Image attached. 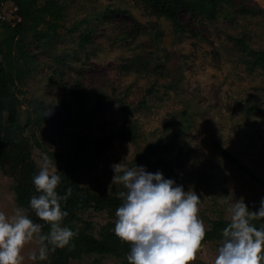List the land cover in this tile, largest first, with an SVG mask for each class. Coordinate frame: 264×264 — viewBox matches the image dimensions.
<instances>
[{
    "label": "rangeland",
    "instance_id": "374dc122",
    "mask_svg": "<svg viewBox=\"0 0 264 264\" xmlns=\"http://www.w3.org/2000/svg\"><path fill=\"white\" fill-rule=\"evenodd\" d=\"M58 1L65 6L58 34L48 40L25 37L31 72L17 80L25 92L21 119L34 111L31 103L43 105L46 119L26 133L31 143L66 154L77 133L85 135L89 152L98 156L81 173V184L100 195L121 189L112 183L116 164L159 170L200 196L205 230L211 220H228L233 200L243 198L256 211L264 198V73L247 63L251 57L237 41L264 51V0H234V7L224 5L212 20L181 13L180 31L146 0ZM11 4L4 2L2 10L12 24ZM76 85L88 94L81 106L70 93ZM97 93L107 96L101 110ZM173 122L181 126L175 136ZM162 141L171 142L170 148L156 154L154 145ZM214 142L255 178L225 160ZM42 154L34 145L39 166ZM159 159L170 163L172 172ZM50 165L55 172L51 160ZM12 184L0 167V211L7 215L18 207ZM81 220L97 240L115 217L89 211ZM217 245L204 244L190 264H212ZM37 248L34 241L25 246L23 264H44L47 259L28 258ZM99 252L100 247L71 264H127Z\"/></svg>",
    "mask_w": 264,
    "mask_h": 264
},
{
    "label": "trees",
    "instance_id": "16d2710c",
    "mask_svg": "<svg viewBox=\"0 0 264 264\" xmlns=\"http://www.w3.org/2000/svg\"><path fill=\"white\" fill-rule=\"evenodd\" d=\"M4 2H11V6L17 8L15 14L20 18L15 26L10 22L0 21V167L4 174L13 180L11 191L14 201L18 206L29 209V199L36 194L32 183L33 175L39 170V165L33 158L35 145L50 158L55 165V172L61 176L57 191L61 196H67L66 200L61 201V206L68 212L63 224L78 233L70 246L50 252L44 264H71L72 261L81 259L85 255L98 252V247H100L99 253L126 260L130 245L115 236L113 232L115 222L103 226L101 237L97 240L87 231L89 228L87 225L85 227L80 225L81 216L89 211L107 213L112 218L115 217V209L121 203L116 193L123 190V186L114 193L100 195L81 184V173L97 159L98 151L89 152L90 141L81 133H77L72 152L66 154L48 152L39 142L31 143L26 133L45 122L43 105L31 103L34 111L29 112L25 121L21 119L20 107L25 92L17 80H25L31 72L29 70L31 58L26 53V46L29 43L25 41V37L31 34L35 39L40 36V40H48L53 34L57 35V29L61 27L60 22L64 18L65 6L58 0H0V3ZM146 2L156 13L170 20L178 31L182 29L178 19L181 13L212 20L218 17L224 5L234 7V0H146ZM87 40L89 37L86 38ZM237 42L247 56L251 57L247 63L259 67L264 73V51L250 49L242 40ZM70 93L80 106L88 99V94L77 85ZM96 96V110H101L107 102V96L103 93H97ZM125 114L128 115L126 108ZM171 125L174 128L171 136L179 134L181 127L179 123L173 122L169 126ZM120 136L127 137L126 129L121 130ZM170 145L171 142L163 141L154 145L156 154L169 150ZM214 147L225 160L255 178L250 169L222 145L214 142ZM159 161L165 169L172 172L170 163L161 159ZM134 165L135 163H131L130 167ZM68 189H71L70 194ZM27 214L35 222L43 225L42 232H48L49 225L40 221L31 209ZM227 223L228 220L225 219L209 221L202 246L218 242L221 229ZM254 223L259 226L262 220H256Z\"/></svg>",
    "mask_w": 264,
    "mask_h": 264
},
{
    "label": "clouds",
    "instance_id": "9594fccd",
    "mask_svg": "<svg viewBox=\"0 0 264 264\" xmlns=\"http://www.w3.org/2000/svg\"><path fill=\"white\" fill-rule=\"evenodd\" d=\"M113 167L112 183L123 186L116 193L121 203L115 209L113 232L130 245L127 264H190L206 235L199 216L200 196L159 170L153 173L143 165L121 163ZM32 183L36 194L29 199V209L49 230L42 232L43 225L27 214L29 209L18 206L12 215L0 211V264H23V250L33 241L38 248L28 258L44 261L50 252L70 246L78 234L63 224L68 212L61 201L67 196L58 193L61 176L51 170L46 154ZM226 215L228 223L221 229L212 264H264V223H254L264 220V198L256 211L243 198L233 200Z\"/></svg>",
    "mask_w": 264,
    "mask_h": 264
},
{
    "label": "built area",
    "instance_id": "2783aa9c",
    "mask_svg": "<svg viewBox=\"0 0 264 264\" xmlns=\"http://www.w3.org/2000/svg\"><path fill=\"white\" fill-rule=\"evenodd\" d=\"M2 6L4 7L3 3L0 4V21L4 22L6 20V15L2 10ZM12 12L15 13L17 11L16 7H12ZM20 21V18L15 14L12 25L15 26Z\"/></svg>",
    "mask_w": 264,
    "mask_h": 264
}]
</instances>
